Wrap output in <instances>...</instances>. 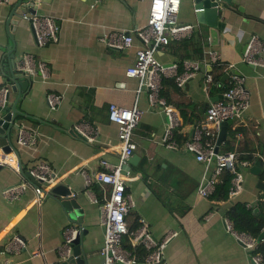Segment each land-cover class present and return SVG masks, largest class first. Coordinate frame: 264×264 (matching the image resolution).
Masks as SVG:
<instances>
[{
	"label": "crops",
	"instance_id": "0c3cea01",
	"mask_svg": "<svg viewBox=\"0 0 264 264\" xmlns=\"http://www.w3.org/2000/svg\"><path fill=\"white\" fill-rule=\"evenodd\" d=\"M16 1L0 0V90H8L0 105V116L15 106L19 111L15 123L20 130L14 134L22 132L30 142L23 145L16 140L17 153L3 157L0 152V157L12 160L21 172L43 163L54 172L56 181L44 190L40 200L30 181L17 198L8 199L2 191L28 179L4 166L0 173V252L15 235L23 241L24 248L17 254H0V264H62L57 249L69 223L67 211L71 209L78 227L85 231L81 240L82 264H103L100 249L104 228L99 206L108 198L110 186L94 180V175L106 170L101 160L117 164L120 156L117 126L107 118L108 106L131 107L136 102L142 111L133 131L137 143L134 153L139 161L137 166L129 165L130 170L123 174L125 191L134 204L126 215L128 228L135 230L139 220L144 219L157 240L176 232L164 249L169 264H252L250 252L225 227L231 201H216L197 191L198 185L213 173L214 161L196 160L184 143L201 138L203 131L213 132L216 140L219 129L226 127L227 138L219 152L234 151L245 137L233 128H244L254 144L255 164L260 160L262 167L258 175L244 171L241 188L231 198L247 207L256 206L263 193L256 183L264 169L260 159L264 152V68L244 63L242 56L253 35L264 46V0L219 2L217 45H211L209 27L197 23L193 0H181L177 23L193 27L178 38L166 32V43L158 48L156 58L164 65L176 64L177 74L183 72L184 61L197 62L200 70L183 87L175 84L173 74L165 76L173 79V84L166 82L160 97L179 114V123L171 129L162 106L149 105L146 91L137 95V79L126 73L141 41L133 35L131 46L124 49H111L100 41L113 30L130 33L143 28L149 0L39 3L35 13L53 17L58 26L57 40L44 46L37 44L27 21L8 23ZM210 51L218 55L214 63ZM25 54L33 56L36 65L46 63V79L27 75L16 67L17 60ZM215 64L220 69L213 77L207 70ZM235 75L245 77L249 107L239 119L220 125L209 123L207 108L222 88L232 85ZM49 93L62 97L57 108L47 105ZM82 122L98 132L93 143L73 132ZM58 184L67 186L69 197L50 191ZM79 209L83 212L82 223L75 214ZM35 253L42 255L34 256Z\"/></svg>",
	"mask_w": 264,
	"mask_h": 264
},
{
	"label": "built area",
	"instance_id": "2783aa9c",
	"mask_svg": "<svg viewBox=\"0 0 264 264\" xmlns=\"http://www.w3.org/2000/svg\"><path fill=\"white\" fill-rule=\"evenodd\" d=\"M180 2L181 0H149L147 24L143 28L130 33L113 30L105 33L100 38V41L111 49L130 47L133 35L141 41L142 46L136 51L133 63L127 68L126 73L129 77L137 79V95L142 91H146L149 105L156 103L162 106V111L170 129L179 123V114L172 105L167 104L160 97L163 79L165 76L173 74L175 84L183 87L200 70L197 62L184 61L183 72L177 74L176 64L164 65L156 58L158 48L166 43V32L172 37L178 38L193 27L188 24L179 25L177 23ZM21 19L32 26L39 46L57 40L58 26L53 17L33 13L23 14ZM263 54V43L257 36L253 35L249 37L245 45L242 61L253 67L264 68ZM209 56L213 63L218 59V55L214 51H210ZM204 66L206 65L204 64ZM16 67L27 75H39L42 79L49 76L46 63L41 61L36 65L34 57L28 54L17 60ZM244 81L245 77L243 75H235L232 85L221 93L222 98L209 105L205 113L206 120L209 123L225 124L243 116L249 107V97L244 87ZM7 93V89L0 90V105L5 102ZM61 98L58 94L49 93L46 96L47 105L51 109L57 108ZM141 116L142 111L138 108L137 102L131 107H122L117 104H109L108 106L107 118L117 126L120 156L117 164H110L106 160H101L100 163L106 170L99 171L94 175V180L110 186L108 198L99 206V219L104 228L103 245L100 249L103 264H169L164 257V249L169 240L177 235L176 232H171L161 240H157L150 232L144 219L139 220V225L135 230H130L126 222V215L134 204L131 196L125 191V176L121 171L122 165L137 147L133 131L137 128ZM74 132L88 143L96 141L98 134L94 128L84 122L77 124ZM17 141L23 145H28L30 142L22 132L18 134ZM184 148L188 152L194 153L198 161H214L213 173L198 185L197 191L200 195H211L224 171L232 174L228 195L233 197L239 192L243 181L244 168L248 167V163L238 161L234 151L215 152L213 145L203 146L199 136L186 141ZM260 159L264 162V152ZM0 164L8 165L15 169L17 173L24 174L21 172L20 167L15 163L13 164L12 160H4L0 157ZM27 172L28 175H24L28 180L5 188L2 191L4 197L8 199L17 198L28 185L27 182H32L29 175L39 181L40 184L45 185L41 186L32 182L38 200L45 195L44 190L56 181L54 172L43 163L29 169ZM93 201L97 202L96 199H93ZM73 211L72 209L67 211L69 223L63 230V241L57 249L60 261H68L71 257L74 258L72 242L81 231V228L76 226V216L71 217ZM225 227L242 243L245 250L250 252L249 258L252 264H263L261 254L255 252L257 243L254 238L234 231L231 222L228 220H225ZM126 238L129 242L125 244ZM22 248H24L23 241L15 235L8 242L4 252L17 254ZM4 252H0V254ZM38 255L42 254L35 253L34 256Z\"/></svg>",
	"mask_w": 264,
	"mask_h": 264
},
{
	"label": "water",
	"instance_id": "95a60500",
	"mask_svg": "<svg viewBox=\"0 0 264 264\" xmlns=\"http://www.w3.org/2000/svg\"><path fill=\"white\" fill-rule=\"evenodd\" d=\"M50 0H17L15 2L14 10L11 12L10 19L8 20V23L15 24L18 20L21 19V16L26 13V11H29L30 13H35L39 3H48ZM229 1V0H193L194 3V16L198 24L201 25H207L209 27V37L211 41V45H217L219 42V30L217 28V22L218 18L220 16V5L219 2ZM32 27V26H31ZM33 29V28H32ZM26 85H28V81L25 82ZM188 81L186 82V84ZM219 98H222V95L220 94L218 98L215 100H218ZM19 113V111L13 107V110L11 112H8L7 114L0 116V152L3 155V157L11 152L17 153L16 148V140L17 135L15 136L14 132L20 130V125L15 123V115ZM74 132V131H73ZM75 133V132H74ZM77 135V134H76ZM227 138V131L226 127H221L219 129V132L216 136L215 140V146L214 150L215 152H219V146L224 142V140ZM139 161V157L136 153H133L126 162L122 165V174H125V170H130L129 165L137 166ZM260 161V160H259ZM258 161V162H259ZM4 165L0 164V173L3 170ZM260 167L257 166V163L251 167L244 168V171H248L252 174H259ZM22 172L25 175H28V172L22 170ZM29 179L32 182H35L37 184H40L39 181L35 180L32 176L29 175ZM41 186H45L44 184H40ZM256 186L264 190V182L262 180H258L256 183ZM50 191L52 193L69 197L70 190L67 188V186L63 184H58L56 186H53L50 188ZM82 210H76L75 214L78 215V221L81 223L83 222V216H82ZM71 217H75L72 215ZM76 226L78 224L76 223ZM85 231L81 230L73 240V257L70 258L68 261H63L62 264H70V263H76V264H82L83 258H81V240L84 236ZM264 239V230L259 234V236L256 238V242L259 243Z\"/></svg>",
	"mask_w": 264,
	"mask_h": 264
},
{
	"label": "trees",
	"instance_id": "16d2710c",
	"mask_svg": "<svg viewBox=\"0 0 264 264\" xmlns=\"http://www.w3.org/2000/svg\"><path fill=\"white\" fill-rule=\"evenodd\" d=\"M196 34L198 36V43L200 44V36L198 33ZM219 69L220 66L218 64H215L211 67L210 70H207V74L214 77V74L218 72ZM166 82L173 84V79L164 78L162 81V89ZM230 86H228L227 88H222V92L228 89ZM233 129L240 130L245 137L244 143L240 145L236 150H234L237 160L246 161L248 163V167L253 166L257 158L255 154L256 152L254 144L249 138L248 132L241 127H236ZM214 141L215 134L213 132L203 131L200 138V142L203 146L209 144L212 145L214 144ZM231 178L232 174L228 171H224L220 176V179L216 183L214 191L210 197L211 199L216 201H231V206L226 211V217L231 222L232 229L238 233H244L256 239L264 229V190L262 191L263 193L261 194V196L257 199L256 206L247 207L246 203L234 201L233 198L229 197L228 190L230 187ZM259 179L264 181V169L261 171ZM128 242V238H126L125 244ZM255 252L261 254L264 264V240L256 244Z\"/></svg>",
	"mask_w": 264,
	"mask_h": 264
},
{
	"label": "bare ground",
	"instance_id": "6f19581e",
	"mask_svg": "<svg viewBox=\"0 0 264 264\" xmlns=\"http://www.w3.org/2000/svg\"><path fill=\"white\" fill-rule=\"evenodd\" d=\"M257 166L260 167L259 162H257Z\"/></svg>",
	"mask_w": 264,
	"mask_h": 264
},
{
	"label": "rangeland",
	"instance_id": "374dc122",
	"mask_svg": "<svg viewBox=\"0 0 264 264\" xmlns=\"http://www.w3.org/2000/svg\"><path fill=\"white\" fill-rule=\"evenodd\" d=\"M261 166V165H260ZM262 167V166H261Z\"/></svg>",
	"mask_w": 264,
	"mask_h": 264
}]
</instances>
